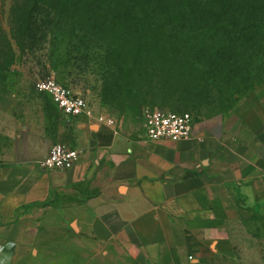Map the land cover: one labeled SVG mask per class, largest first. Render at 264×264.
Masks as SVG:
<instances>
[{
    "label": "crops",
    "instance_id": "0c3cea01",
    "mask_svg": "<svg viewBox=\"0 0 264 264\" xmlns=\"http://www.w3.org/2000/svg\"><path fill=\"white\" fill-rule=\"evenodd\" d=\"M30 109L36 115L20 117L21 128L47 143L17 142L0 160V264H49L92 246L138 264L199 262L249 214L264 217L257 95L231 115L194 116L193 136L179 141H147L144 114L110 126L70 118L56 104ZM56 143L82 150L73 168L41 167Z\"/></svg>",
    "mask_w": 264,
    "mask_h": 264
},
{
    "label": "rangeland",
    "instance_id": "374dc122",
    "mask_svg": "<svg viewBox=\"0 0 264 264\" xmlns=\"http://www.w3.org/2000/svg\"><path fill=\"white\" fill-rule=\"evenodd\" d=\"M44 1L32 24L28 11L36 0H0V160L12 157L23 140L28 146H46L45 138L25 134L19 122L22 116L36 115L30 108L54 104L50 95L35 90L37 80L46 77L56 78L84 96L97 113L117 122L137 123L141 114L155 109L224 117L252 95L264 99V41L197 38L188 28L90 27V35L82 25L57 23L55 10ZM30 28L37 32L34 42L26 33ZM183 54L194 65L193 78L152 69ZM161 79L174 89L186 87L192 99L181 105L150 103L147 96L155 91L151 84ZM96 250L89 247L81 256L63 251L65 255L50 258L49 264H138L125 253L116 255L119 250L108 256ZM182 264H264V217L249 214L233 226L231 238L216 255Z\"/></svg>",
    "mask_w": 264,
    "mask_h": 264
},
{
    "label": "trees",
    "instance_id": "16d2710c",
    "mask_svg": "<svg viewBox=\"0 0 264 264\" xmlns=\"http://www.w3.org/2000/svg\"><path fill=\"white\" fill-rule=\"evenodd\" d=\"M41 2L36 0L28 11L32 24L37 20L36 10ZM44 3L51 4L55 10L57 23L66 21L86 29L188 28L197 38L216 36L219 41H243L247 44L264 41V0H45ZM74 31L71 30L70 35ZM88 32L90 35L93 33L91 30ZM26 33L33 42L36 40L35 29L30 28ZM236 46L231 44L230 47ZM152 69L186 79L193 78L195 70L187 54L177 60L157 63ZM157 82L151 84L155 91L147 96L150 103L160 100L164 104L181 105L192 99L186 87L174 89L163 79Z\"/></svg>",
    "mask_w": 264,
    "mask_h": 264
},
{
    "label": "built area",
    "instance_id": "2783aa9c",
    "mask_svg": "<svg viewBox=\"0 0 264 264\" xmlns=\"http://www.w3.org/2000/svg\"><path fill=\"white\" fill-rule=\"evenodd\" d=\"M35 90L50 95L54 104L70 118L85 116L110 126L116 122L113 118L97 113L84 96L73 92L56 78L46 77L37 80ZM145 128L147 141L189 139L194 134V115L190 112L147 110ZM81 156V149L72 148L64 143H56L50 148L49 154L41 161L40 165L49 171L69 170L79 162Z\"/></svg>",
    "mask_w": 264,
    "mask_h": 264
}]
</instances>
